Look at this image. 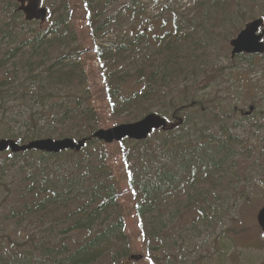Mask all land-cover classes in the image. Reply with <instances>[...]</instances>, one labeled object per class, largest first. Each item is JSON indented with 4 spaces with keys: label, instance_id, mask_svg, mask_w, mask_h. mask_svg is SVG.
Returning a JSON list of instances; mask_svg holds the SVG:
<instances>
[{
    "label": "rangeland",
    "instance_id": "374dc122",
    "mask_svg": "<svg viewBox=\"0 0 264 264\" xmlns=\"http://www.w3.org/2000/svg\"><path fill=\"white\" fill-rule=\"evenodd\" d=\"M52 1L39 0L40 4L48 8L47 22L38 25L17 22L16 27L8 32L0 24V82L8 79V54L19 43L16 35L27 32L30 36L34 33V28L50 24L52 15L56 14L57 7L64 1L69 6L71 24L77 31L78 43L75 47L88 76L91 104L100 112V126L103 128L116 125L117 121L112 117L114 112L107 100L106 82L114 80V77H129L123 84L124 90L143 91L145 87L141 81L144 79L138 72L140 63L147 59L150 50L155 49L160 37L163 40L168 36L173 38V22L185 15L193 17L199 23L196 36L187 38L185 42L190 48L195 44L193 52L196 50V54L182 61L183 72L179 73L177 83H171L167 90L164 87L166 93L162 87L154 86V100L144 103V108H148L149 103L151 110H140L141 114L147 111L159 113L170 124H175L177 112L173 109L180 107L181 101L193 95L204 106H211L212 111L220 112V115L216 114L219 121L215 122L213 113L205 111L203 106L191 109L192 115L196 114L203 120V124L211 125L207 132L212 134L210 143L216 159L207 168V176L198 175L193 182L188 183L185 190L189 198L179 204L177 214H170L171 222L164 231L170 230V239L164 238L162 233L154 240L158 249H155L152 242L148 243L143 239L139 232L142 224L134 203L130 202L134 197L130 196L132 193L129 181L126 180L123 157L119 155L120 143L112 142L106 147L108 153H111L110 159L116 173H120L117 189L120 192L119 210L124 218V230L133 244L132 255L140 258L134 260L133 264H264V232L256 219L258 210L264 206V96L254 86L256 75L248 73L251 65L248 66L241 56L230 58L229 46V40L238 33L241 26L264 13V0H214V5L211 4L212 0H203L205 4L199 9L193 8L197 0H135L138 9L136 13L131 7H123L126 4L132 5L131 0H103L98 11L103 17L120 14V23L106 26L97 35L91 33L96 24L88 19L89 16L91 21L97 19L94 16L96 6L90 4V0H57L55 5ZM23 3L26 1L19 0V4ZM1 16L2 14L1 20L8 19ZM137 33L144 39L137 48L132 46L129 54L115 53L114 45L133 39ZM178 43L184 46L181 40ZM109 47L114 54L110 60L101 57L102 52H109L106 50ZM259 62L260 58L255 56L252 63L254 68L260 65ZM188 64L191 69L187 68ZM143 72L144 75L149 74ZM109 74L110 78L107 80ZM196 74H202L199 81L193 78ZM214 78L216 81L210 83ZM194 81L198 82L193 83ZM30 82L26 80V75L21 76L18 79L20 85L10 89L5 103H0V138L23 132L26 124L32 128L28 117L41 110V102L34 100V95L39 97L41 90ZM112 87L113 84H110L111 91ZM75 89L81 92V87L76 86ZM158 90L162 96L163 93L166 95L167 100L158 101ZM252 105L253 109H250ZM181 113L182 111L179 116ZM42 117L45 120L39 121ZM119 117V123L133 121L128 120L125 115ZM39 119L38 127H41L47 125L51 118L39 114ZM193 129L186 124L180 134L191 137L197 133ZM225 130L232 135L234 141L219 140L224 137ZM43 137L47 136L42 134L38 138ZM159 139L160 136L153 133L147 140L155 142ZM162 140L164 141L163 137ZM125 145L126 149H134L133 144L126 142ZM142 146L143 143L140 142L137 148ZM94 147L95 145L87 146L85 150L92 151ZM10 153L12 151L9 149L2 152L0 159ZM138 165L136 162L130 163L132 170ZM200 169H204L203 165ZM22 176L16 167H11L0 175V244L4 248L17 244L29 246L26 236L36 234L32 227L28 234L23 228L18 229L23 227L20 225L22 222L19 223L16 217L12 219L10 216L11 211L18 210L19 207L18 196L11 192L18 186ZM170 205L172 208L175 203ZM86 236L84 231L75 232L71 235V241L76 242H71L70 245L77 244ZM37 237L36 235L33 241ZM95 264H108V258Z\"/></svg>",
    "mask_w": 264,
    "mask_h": 264
},
{
    "label": "trees",
    "instance_id": "16d2710c",
    "mask_svg": "<svg viewBox=\"0 0 264 264\" xmlns=\"http://www.w3.org/2000/svg\"><path fill=\"white\" fill-rule=\"evenodd\" d=\"M102 1L90 0V4L97 9L94 12L95 21H91L89 16L90 22L96 24L91 31L93 35L108 25L120 23V14L101 15L98 8ZM131 1L132 5L123 7H131L135 13L138 12L137 2ZM53 2L55 5L57 0ZM203 3L205 1L197 0L193 8L199 9ZM16 9L17 0H0V13L8 18L5 21L0 19V24L4 25L7 32L15 28L17 22L37 24L24 20ZM52 17L49 25L34 28L32 35H16L19 43L8 54V79L0 82L1 105L7 100L10 89L20 85L18 79L21 76L26 75V80L41 90L39 97L34 95V100L41 102V110L28 117L32 128L26 124L23 132L8 136L19 144L26 142V139L41 137L42 134L76 140L89 138L102 123L100 114L90 103L88 76L75 47L78 43L77 31L71 24L68 4L62 1ZM198 26L194 18L187 15L175 19L174 37L168 36L164 40L160 37L155 49L150 50L147 59L140 63L138 72L144 79L141 81L145 87L143 91L124 90L123 84L129 77L124 79L119 76L113 80L108 75L109 89L110 84H113L111 95L118 96L117 109L112 116L114 119L120 122L119 116L124 113L128 120H136L150 113L141 114L140 110H151L152 106L148 103V108H144V103L154 100L153 87H166L167 90L171 83L176 84L179 73L183 72L182 61L196 54V50L193 52L195 44L190 48L185 42L187 38L196 36ZM143 40L137 33L133 39L114 45L115 53L129 54L132 46L137 48ZM179 40L184 46H180ZM106 50L109 52H102L101 57L110 60L114 54L110 52V47ZM187 68L191 69L189 64ZM143 71L149 74L144 75ZM126 76H129L128 73ZM76 86L81 87V92L75 89ZM158 94V101L167 100L164 93L162 96L158 90ZM191 102L193 96L186 97L180 107L173 109H179L174 119L177 121L176 127L170 125L160 136L164 141L161 138L139 148L137 145L140 141H125L133 144L134 148L128 150L129 162L139 164L133 170L131 168L128 174L125 173L132 193L130 196L134 197L131 201L142 224L139 232L148 243H153L155 249L159 246L154 240L160 234L164 233V237L170 239V230L169 235L164 231L171 222L170 214H177L179 204L189 198L185 190L188 183L193 182L198 175L207 176V168L216 159L210 143L212 134L207 132L211 125L203 124L196 114L192 115ZM204 108L213 113L215 122L219 121L210 107ZM39 114L50 116L47 125L38 127ZM44 120V117L39 119ZM186 124L194 128L196 135L188 137L180 134ZM223 133L224 137L219 139L221 142L225 139L234 141L226 130ZM94 145L92 151L84 147L79 151L65 150L54 154L32 149L12 152L0 159V175L11 167H16L23 174L18 186L11 192L18 196L19 207L18 210H12L10 216L22 222L21 226L32 227L36 231L35 235L26 239L29 246L17 244L4 248L0 244V264H95L106 257L108 264L135 262L129 258L133 244L125 233L124 218L119 210L117 181L120 180V173H114L110 153L103 143L93 138L86 143L89 147ZM201 165L204 167L202 170ZM172 202L175 205L171 208ZM78 231L86 232L87 236L77 244L70 245L76 242L71 241V235ZM36 235L37 240L33 241Z\"/></svg>",
    "mask_w": 264,
    "mask_h": 264
},
{
    "label": "water",
    "instance_id": "95a60500",
    "mask_svg": "<svg viewBox=\"0 0 264 264\" xmlns=\"http://www.w3.org/2000/svg\"><path fill=\"white\" fill-rule=\"evenodd\" d=\"M27 5L21 4L20 10L25 13L26 19H43L46 15L45 8L39 7V0H27ZM261 32L257 34L258 30ZM264 35V15L262 18L254 19L248 22L239 33L230 40L232 47V55L243 51H256L261 47L259 40ZM166 121L161 116L150 113L142 119L133 122L120 124L108 129H99L93 133V137L103 140L107 143L113 140H121L124 137L132 139H143L152 129L164 127ZM84 144V140L75 142L72 138H42L33 140L27 144L19 145L12 139H0V152L10 148L12 151H24L35 149L47 153H58L62 150L76 149L79 150ZM257 222L260 225L262 231H264V206L261 207L256 216ZM134 257V256H133Z\"/></svg>",
    "mask_w": 264,
    "mask_h": 264
},
{
    "label": "bare ground",
    "instance_id": "6f19581e",
    "mask_svg": "<svg viewBox=\"0 0 264 264\" xmlns=\"http://www.w3.org/2000/svg\"><path fill=\"white\" fill-rule=\"evenodd\" d=\"M151 113H153V112H151ZM148 114H150V113H148ZM148 114H146V115H148ZM146 115H144L143 117H145ZM143 117H142V118H143ZM40 139H42V138H40ZM34 140H38V139H34ZM31 141H33V140H31ZM28 142H30V141H28ZM28 142L23 143V144H27ZM23 144H19V145H23ZM8 149L11 150L10 148H8ZM8 149H7V150H8ZM30 150H32V149H30ZM34 150H35V149H34ZM4 151H6V150H4ZM4 151H2V152H4ZM11 151H12V150H11ZM24 151H25V150H24ZM2 152H1V153H2ZM12 152H20V151H12Z\"/></svg>",
    "mask_w": 264,
    "mask_h": 264
}]
</instances>
